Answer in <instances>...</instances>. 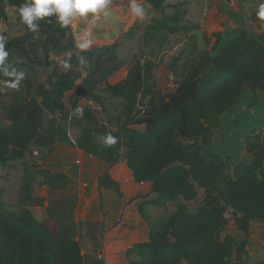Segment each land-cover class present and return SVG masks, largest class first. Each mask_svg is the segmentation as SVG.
Here are the masks:
<instances>
[{
  "label": "trees",
  "instance_id": "16d2710c",
  "mask_svg": "<svg viewBox=\"0 0 264 264\" xmlns=\"http://www.w3.org/2000/svg\"><path fill=\"white\" fill-rule=\"evenodd\" d=\"M147 1L161 17L147 26L145 41H166L171 35L191 31L184 3L173 4L168 13V0ZM27 2L10 0L18 12ZM0 17H6L3 6ZM258 21L264 23L259 18ZM39 25V29H44L40 35H46L45 45H50H46L47 50L63 53V60H69L72 67L80 64L79 56L84 60L92 57L93 50L76 49L68 28L62 27L55 17H46ZM215 36L214 48L221 39L220 34ZM20 39L8 41L10 55L13 49L20 50L18 45L24 37ZM69 51L73 53L70 59ZM186 57L173 67L178 87L168 97L157 88L153 73L156 64L151 60L139 61L127 79L106 84L113 96L126 100L117 130L98 126L89 108L83 110L81 119L71 115L76 107L68 109L64 97L74 87V70H55L46 81L36 84L24 79V101L10 106L11 123L0 128V176L11 160L23 157L33 145L68 143L112 165L123 156L135 180L150 182L152 192L157 194L140 204L141 212L148 205L177 203L166 219L152 224L148 241L136 243L127 251L129 264H264V259L250 261L243 257L247 239L240 243L232 236L221 239L229 223L228 213L233 214L246 237L253 219L264 222V128L246 136V149L252 160L236 165L233 174L228 171L231 156L210 149V141L204 135L207 115L224 112L246 87L264 94V32L251 37L236 36L219 49L216 58L208 50L198 52L194 42ZM97 61L100 68L101 56ZM92 96L104 105L101 95ZM67 123L80 129L75 140ZM135 124H145V130L133 128ZM107 133L117 137L115 145L102 142ZM179 137L188 143L176 144ZM39 173L51 189H66L70 184L65 173L41 169ZM99 184L122 195L120 184L109 173L100 176ZM199 188L205 190V199L192 211L182 200L196 199ZM0 264H64L56 227L50 221L37 219L29 209H9L0 199Z\"/></svg>",
  "mask_w": 264,
  "mask_h": 264
},
{
  "label": "rangeland",
  "instance_id": "374dc122",
  "mask_svg": "<svg viewBox=\"0 0 264 264\" xmlns=\"http://www.w3.org/2000/svg\"><path fill=\"white\" fill-rule=\"evenodd\" d=\"M235 1L236 4L227 0H169L168 13L172 12L173 4L184 2V7L188 9L186 18L192 26L190 32L171 35L166 41H145L141 31L139 32L138 28L135 31L133 27L112 43L100 42L99 46L93 48L92 57L85 58L86 65L80 63L72 67L75 83L65 96L67 108L76 107L82 111L89 108L93 111L98 126L117 130L123 119L126 100L113 96L106 90V84L127 79L139 61L155 62L153 73L157 88L168 97L178 87V78L173 67L187 59L186 56L191 53L194 42L198 52L208 50L214 58L220 48L219 44L214 48L215 33L222 32V39L223 33L229 34V37L226 36L228 40L232 39V35L254 36L264 31L263 23L258 22L252 15L248 17L243 11L247 0ZM0 6L6 9L7 0H2ZM3 18L0 17V34L5 35L8 41H20V38L24 37L21 41L23 43L18 45L20 50L13 49L8 60L13 58L12 63L26 72L25 79L36 84L46 81L55 70H68L61 64L62 55H54L47 50L50 45H45L46 35H40L43 28L36 33L29 31L21 22L18 13L11 12ZM98 56H101L102 60L100 68L97 65ZM4 79L6 78L0 76V87H3ZM92 94L101 95L104 105L94 99ZM25 95L22 82L19 90L7 89L0 92V128L11 123L8 118L9 108L19 101H24ZM205 124L207 129L204 135L210 141L209 148L224 156H231L228 171L233 174L236 165L242 162L250 163L252 160L246 149V136L264 128L263 92L246 87L241 97L224 112L209 113ZM67 127L71 138L75 140L80 132L79 127L72 123H67ZM133 127L142 128L139 124ZM186 143L188 140L185 138L179 137L176 140V144ZM73 151V147L63 144L42 147L33 145L23 157L11 160L10 165L1 171L0 199L9 209L26 208L32 213L35 212L33 214L36 218L50 215V223L58 232L64 264H129L127 251L135 243L147 240L152 224L166 219L175 211L177 203L148 205L144 212L135 208L127 216L120 214L115 224L100 221L96 217L92 199L96 172L105 169V166L99 161L86 160V155L81 151ZM40 169H63L73 178V185L63 194L48 191V186L39 173ZM116 169L119 174H123L126 167L118 162ZM124 175L128 192L150 190V185L146 184L144 188L142 183L138 190L136 183L128 179L127 174ZM78 193L88 196L89 203L84 205L85 198L82 197L79 204ZM205 194V190L199 188L196 199L182 202L187 203L192 211H196L203 204ZM99 209L101 215L106 214L103 207ZM75 215L80 218V222L76 223ZM227 216L229 223L222 231L221 239L232 236L238 243L247 239L243 257L248 260L264 259V222L253 219L250 223V235L246 237L245 232L237 227L233 214L228 213Z\"/></svg>",
  "mask_w": 264,
  "mask_h": 264
},
{
  "label": "crops",
  "instance_id": "0c3cea01",
  "mask_svg": "<svg viewBox=\"0 0 264 264\" xmlns=\"http://www.w3.org/2000/svg\"><path fill=\"white\" fill-rule=\"evenodd\" d=\"M140 2L144 3L148 9V18L145 19L144 21H140L136 17L133 16V14L131 13V10H130V6H129V0H112V9L114 12L113 15H111L107 18H102L101 20H99L95 24H93L91 20L85 21L82 19H77L76 21H74V23L72 25L67 26L68 36L73 37L76 41V39L83 32L90 31L94 36V41L88 50H93V48H96L97 46H99L100 42L101 43L103 42L104 44L114 42L116 39H118L119 37L124 35L126 32L130 31V29L133 27H134L135 31H136V28H138L137 30H139V32L141 31V35H144L145 29L150 24V22L154 18H160L161 13L157 12L154 9V7L147 0H140ZM227 2H230V3L232 2L233 4H236L235 0H227ZM246 2H247V5L245 4L243 6V11L246 13V15L248 17L250 15H252L254 17V19L256 18L258 20V17L256 15V11L258 9V5L260 3H264V0H247ZM181 3H184V2H181ZM168 4H169V0H168ZM6 9H8L9 12ZM6 9H5V12H7L6 17L9 16V13H11V12L19 14L18 8L16 6L11 5L10 0H7ZM187 13H188V9H187ZM186 16H187V14H186ZM260 23H263V22H260ZM132 31H133V35H134L135 32H134V30H132ZM261 32H264V31H261ZM261 32H259V33H261ZM217 33L221 35L220 42L218 43L220 48L223 47L224 45L228 44L236 36L240 35V34L232 35L231 36L232 39L226 40L227 39L226 36L229 37V34L223 33L224 38L222 39V34H221L222 32H217ZM217 33H215V34H217ZM241 35H243V34H241ZM249 37H251V36H249ZM223 40H224V42L220 46V44ZM215 44H216V40H215ZM220 48H218V51ZM50 52L54 55H57L56 53H54L52 51H50ZM59 55L63 56L62 57V60H63L64 54L60 53ZM217 55H218V53H217ZM214 58H216V57H214ZM67 69L69 70V69H73V68H72V66H70V68H67ZM65 71H67V70H65ZM59 72H62V71H59ZM116 83H118V82H116ZM116 83H110V84H116ZM64 101H65V97H64ZM65 104H66V102H65ZM66 106H67V104H66ZM139 125H141L142 128L138 129L136 127H133V126H136V124L132 125V127L136 128L140 131H144L145 130V124H139ZM58 144H61V145L63 144L66 147H67V145H69V146L74 148V151L83 152L86 155V158H87L86 160L99 161L100 163H102L105 166V169H102L101 171L99 170L96 172L95 191H94V197L92 199L94 210L96 212V217H97V219H100V221H103V222L106 221L108 224H115L117 217H119L120 214L123 213L124 215L127 216L128 214H131V212L135 208L137 210H140V204L143 201L153 199V197L156 198L157 194L152 192V190H151L152 186H151L150 182H146V183L141 184L135 180L134 175H133V171L127 166L126 159L123 156L121 157L119 162H121V165H123V164L125 165L126 170H125V173L119 174V172L116 169V164H118V163L112 165V164H110V163H108V162H106V161H104L98 157H95V156L81 150L77 146H73V145H70L68 143L57 142L55 145H58ZM122 158H124V160ZM114 167H115V169H114ZM49 172H51V173H59L60 172V173L67 174L70 178V184H69L68 188H66V189H51L47 185L48 191L63 194L64 192H67L70 189V187L73 185V178L71 177V175L68 172L64 171L63 169L51 170ZM104 173H109L111 175V177L120 184V189H121L122 195L118 194L113 189H106V188H103L100 186L99 178ZM124 174H127L128 179H131L132 181H134L136 183L135 185H136L138 190L141 188L139 186L140 184L145 185V186H143L144 188L146 187V184L150 185V190L144 191V192H128L126 190V184L124 183V176H125ZM139 194H141V195H139ZM78 197H79V204L82 202V197L85 198L84 205L89 203L88 196H83L82 194H79ZM101 207H103V210L106 211L105 215H103V214L101 215L100 209H99ZM33 213H35V212H33ZM37 219H39L41 221H50L51 217H50V215H47V216L38 217ZM75 221H76V223H78L81 220H80V218H78V216L75 215ZM148 240H149V238L147 240H144L141 242H145ZM137 243H139V242H137ZM250 261H257V260H250Z\"/></svg>",
  "mask_w": 264,
  "mask_h": 264
},
{
  "label": "clouds",
  "instance_id": "9594fccd",
  "mask_svg": "<svg viewBox=\"0 0 264 264\" xmlns=\"http://www.w3.org/2000/svg\"><path fill=\"white\" fill-rule=\"evenodd\" d=\"M129 6L131 13L138 20L144 21L148 18V9L140 0H129ZM113 14L112 0H28L19 8L21 22L33 33L39 31V21L46 17H55L62 27H67L77 19L91 20L95 24L102 18H107ZM256 15L264 21V3L258 5ZM93 41V34L90 31H85L76 39L75 47L79 52H83L90 48ZM7 43V37L0 34V76L6 78L3 81V87H0V92L7 89L19 90L21 82L27 75L24 70L8 60L10 52L6 48ZM79 52L77 53L78 56ZM72 54L71 51L67 53L69 59ZM79 62L81 65H86L82 56H79ZM61 64L66 69L71 66L69 60H63ZM71 115L81 119L83 111L76 108ZM101 139L106 146L117 143V137L111 133L105 134Z\"/></svg>",
  "mask_w": 264,
  "mask_h": 264
}]
</instances>
